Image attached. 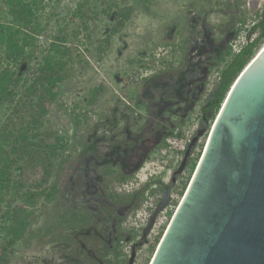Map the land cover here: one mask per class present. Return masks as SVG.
I'll use <instances>...</instances> for the list:
<instances>
[{"label": "rangeland", "instance_id": "1", "mask_svg": "<svg viewBox=\"0 0 264 264\" xmlns=\"http://www.w3.org/2000/svg\"><path fill=\"white\" fill-rule=\"evenodd\" d=\"M228 1L44 0L43 31L37 37L35 57L27 66L35 67L49 45L56 43L59 35H65L64 46L70 49L69 76L57 87V97L43 123L65 144L60 153L72 155L75 162L69 181L56 199L40 210L31 230L55 222L64 208L83 207L91 221L82 229H60L49 237L33 239L27 248L17 244L6 264H106L102 258L111 259L118 239L126 255L125 264L132 252V264H149L217 115L211 112V120L200 123L206 70L189 65L186 46L201 24L206 33L205 52L217 46L207 31L227 19ZM232 1L231 5L235 4ZM122 15H127V20L111 33ZM239 20L233 30L237 24H244L245 20ZM233 30L219 45L227 44ZM263 45L264 40L256 53ZM159 48H171V54L156 58ZM28 68L22 69L24 79L31 72ZM98 86L100 92L90 103ZM12 105L8 100L0 102V126ZM173 127L192 138L202 130L191 155L195 158L199 152L195 167L178 175L168 198L163 195L155 210L138 221L140 200L113 205L107 198L108 190L116 184L115 178L137 170L124 183L131 181L149 162L150 159L143 162L145 158L162 147ZM104 165L111 167V175L105 176ZM159 170L160 165L155 172ZM172 174L165 173L162 180L169 181ZM133 209L136 211L131 213ZM6 210L3 204L0 216ZM7 225L0 219V246L5 239L3 226ZM131 227L137 231L133 241L127 231Z\"/></svg>", "mask_w": 264, "mask_h": 264}, {"label": "trees", "instance_id": "2", "mask_svg": "<svg viewBox=\"0 0 264 264\" xmlns=\"http://www.w3.org/2000/svg\"><path fill=\"white\" fill-rule=\"evenodd\" d=\"M149 1L152 0H144V3ZM43 4L44 0H0V102L8 100L13 103L10 114L0 126V207L6 204L7 209L0 219H3L4 225L8 224L3 226L5 239L0 246V264L8 262V256L15 253L17 244L22 243L27 248L33 239L49 237L60 229H82L91 221L83 207L64 208L55 222L33 232L31 230L41 215L40 210L52 203L60 194L63 184L69 181L75 162L72 155L60 153L65 144L54 131L45 128L43 123L57 97V87L69 76L67 67L70 49L64 46L67 40L65 35H59L57 42L49 45L35 67L29 69L27 66L35 57L37 37L43 31ZM120 17L122 20L111 33L117 32L128 18L127 15ZM255 17L256 22L249 34H256V39L230 58L215 81L211 95H205L200 107L202 125L211 120V112L218 113L233 82L264 40V4ZM207 33L210 34L208 31ZM207 55L209 59L203 65L205 77L229 55L228 47L225 44L217 45L207 51ZM24 67L31 70L25 79L21 76ZM101 86L93 90L90 103L96 99ZM191 155L192 151L180 177L187 169L189 172L193 171L199 152L195 158ZM148 159L149 156L143 162ZM103 168L105 176L111 175V167L104 165ZM136 171L123 178L113 177L117 182L108 190L107 198L113 205L128 203L132 199L134 202L140 200L139 208L146 204L145 211L149 216L163 195L168 198L175 183H172V179L165 182L159 176L133 192L119 191L118 187ZM185 183H182V190ZM127 231L133 241L137 231L133 227ZM102 260L106 264H125L126 255L119 248L112 253L110 260L106 257Z\"/></svg>", "mask_w": 264, "mask_h": 264}, {"label": "water", "instance_id": "3", "mask_svg": "<svg viewBox=\"0 0 264 264\" xmlns=\"http://www.w3.org/2000/svg\"><path fill=\"white\" fill-rule=\"evenodd\" d=\"M149 264H264V45L226 94Z\"/></svg>", "mask_w": 264, "mask_h": 264}, {"label": "built area", "instance_id": "4", "mask_svg": "<svg viewBox=\"0 0 264 264\" xmlns=\"http://www.w3.org/2000/svg\"><path fill=\"white\" fill-rule=\"evenodd\" d=\"M255 22L256 17L253 16L247 19L244 24H237V28L233 37L227 43L229 55L216 67H214L206 78V96L207 94L212 93L215 81L218 80L221 70L230 60V58L239 54L247 44L252 43L256 39V34H249V30L255 24ZM204 31L205 30L202 24L196 26L195 34L189 40L187 59L193 65L204 64L209 59V56L205 52L206 39ZM208 32L210 34L215 33V29L211 28ZM170 54L171 48H159L155 52V57H167ZM192 117L193 118L191 120L192 122H194L196 116L193 115ZM192 130L195 131V126H193ZM191 139L192 137L187 136V134L180 128L173 127L166 137L162 147L157 149L152 154L149 162L145 163L143 167L139 169V171L135 174V177L131 181L126 182L119 187V191L130 193L156 179L158 175L163 176L165 173H168L170 175L174 168L181 163L183 155L187 150L188 144L190 143ZM159 165L161 171L159 170L158 172H155ZM145 208L146 204H144L140 210V216L137 217L138 221L140 219L147 218V212L145 211Z\"/></svg>", "mask_w": 264, "mask_h": 264}, {"label": "crops", "instance_id": "5", "mask_svg": "<svg viewBox=\"0 0 264 264\" xmlns=\"http://www.w3.org/2000/svg\"><path fill=\"white\" fill-rule=\"evenodd\" d=\"M232 2H235V4L231 5L232 3L230 2V0L228 1V3H227L228 11H227V13L224 12L227 16V19H225V21L220 23L217 27H214V26L209 27V29H211V28L215 29V33H212V37L215 38L217 45H219L223 41V38L226 37L225 35H227V33L229 31L231 32L230 28L233 30L238 18H240L239 21H241V20L246 21L247 19L255 16V14L262 8V6L264 4V0H233ZM229 7H230V9H229ZM230 12H232L233 14L230 15ZM203 27H204V25H203ZM234 33H235V30H233V35H234ZM233 35H231V37H233ZM226 41L228 43L229 40H226ZM225 45H227V44H225ZM186 49L188 52L189 43L187 44ZM187 52L185 53L186 54L185 58H187ZM188 62H189V60H188ZM189 65L190 66H198V65H193L190 62H189Z\"/></svg>", "mask_w": 264, "mask_h": 264}, {"label": "flooded vegetation", "instance_id": "6", "mask_svg": "<svg viewBox=\"0 0 264 264\" xmlns=\"http://www.w3.org/2000/svg\"><path fill=\"white\" fill-rule=\"evenodd\" d=\"M206 63H207V62H206ZM206 63L201 64V65H198V66H203V65H205ZM179 165H180V164H178V165L174 168V170L172 171L173 174H174V172L178 169ZM173 174H172V176H173ZM178 175H179V174H178ZM178 175H175V177L171 178L173 184L176 182V177H177ZM117 241H118V243H116V246H115L116 251H118L119 248H121V249L123 250V245H121V243L119 242V239H118ZM130 249H131V248H130ZM116 251H115V252H116Z\"/></svg>", "mask_w": 264, "mask_h": 264}]
</instances>
